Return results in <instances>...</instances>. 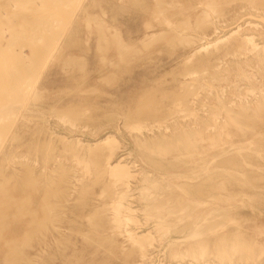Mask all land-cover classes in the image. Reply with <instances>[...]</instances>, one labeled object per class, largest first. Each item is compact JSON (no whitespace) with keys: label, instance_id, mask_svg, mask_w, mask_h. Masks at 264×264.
Returning <instances> with one entry per match:
<instances>
[{"label":"rangeland","instance_id":"374dc122","mask_svg":"<svg viewBox=\"0 0 264 264\" xmlns=\"http://www.w3.org/2000/svg\"><path fill=\"white\" fill-rule=\"evenodd\" d=\"M0 6V264H264V0Z\"/></svg>","mask_w":264,"mask_h":264},{"label":"bare ground","instance_id":"6f19581e","mask_svg":"<svg viewBox=\"0 0 264 264\" xmlns=\"http://www.w3.org/2000/svg\"><path fill=\"white\" fill-rule=\"evenodd\" d=\"M1 1V0H0ZM1 7V6H0ZM6 32V31H5ZM5 35L7 34V33H4ZM12 36H13V34H11ZM11 35H9V37L11 36ZM15 37V36H14ZM12 39H15V38H12ZM252 41V40H251ZM11 41L9 40V43H10ZM198 51V50H197ZM17 57L18 58H16L15 60H16V62H17V64L14 66V64L12 65V62L10 61V63H11V65L14 67V70H12V72H17L16 73V75H21V76H24V77H26L27 75L29 76V73H30V71H31V67L29 68L28 66H27V64H28V62H27V64H25L26 62L25 61H23V60H21V58L22 57H24V54L22 53V54H17ZM1 58V57H0ZM191 58V57H190ZM3 60V59H2ZM14 60V59H13ZM23 62H25V63H23ZM31 65V64H30ZM29 65V66H30ZM5 66V65H4ZM10 68V67H9ZM12 68V67H11ZM10 68V69H11ZM16 69V70H15ZM10 74H11V71H10ZM14 74V73H13ZM13 74H12V76H13ZM188 74V73H187ZM28 79V78H27ZM12 80V79H11ZM11 80H10V85L12 84L13 85V83H14V79L12 80V82L13 83H11ZM1 81H3V80H0V82ZM9 82V81H8ZM3 83H6V82H3ZM7 85H8V88H7V86L5 87L6 89V91L8 90L9 92L11 91V89H13L14 91L12 92L13 94H18L17 93V91H19L17 88H15V87H13V88H9V84L8 83H6ZM6 84H4L3 86H5ZM11 85V86H12ZM1 89V88H0ZM15 89H17V91H15ZM29 89V87L27 88V90ZM26 90V89H25ZM4 91V90H3ZM9 92H7V94H10L11 95V93H9ZM14 92H16V93H14ZM21 92V91H20ZM29 93V92H28ZM2 95V94H1ZM3 96H4V94H3ZM21 96V95H20ZM17 97H19V95H16V98ZM24 97V96H23ZM7 98H8V96H7ZM0 99H1V97H0ZM13 99V98H12ZM9 100H11V98L9 99ZM14 100V99H13ZM2 102H4V101H2ZM6 102H7V100H6ZM9 102H11V101H9ZM14 102V101H13ZM12 103V102H11ZM11 106H12V104H11ZM11 111V110H10ZM10 115V114H9ZM2 117V116H1ZM6 117V116H5ZM4 117V118H5ZM2 119V118H1ZM1 121V120H0ZM104 141H106V143H110L111 141H113V140H111V137L109 136V137H107L106 139H104ZM106 145V144H105ZM103 146V145H102ZM113 148V147H112ZM100 149V148H99ZM107 150V149H106ZM30 168V167H29ZM28 168V169H29ZM32 169V168H31ZM31 169H30V171H28V172H31ZM33 170V169H32ZM33 172V171H32ZM27 173V172H26ZM131 173V172H130ZM130 173H129V171H128V168H127V166H125V165H122L121 163H117L116 165H114L113 167H112V174L115 176V178L116 179H118L119 181H125L126 179H128L131 175H130ZM29 173H27V175H28ZM29 176V175H28ZM27 178H29V177H27ZM114 188V187H113ZM120 204V203H119ZM119 204H118V206H119ZM122 206V205H121ZM121 206H119V207H121ZM124 206V205H123ZM116 207V206H115ZM118 207V208H119ZM25 211V210H24ZM26 213H27V211H26ZM119 213V212H118ZM36 214V213H35ZM47 217V216H46ZM45 219V216H44V218L43 219H41V221H43ZM39 220V219H38ZM126 220V219H125ZM40 221V222H41ZM131 221V220H130ZM44 222V221H43ZM112 222V221H111ZM39 223V222H38ZM37 225V224H36ZM44 226V225H43ZM31 230V229H30ZM149 238H150V234L149 233H147V234H143V235H139V236H135L134 237V239H135V241L137 242V243H140L139 245H141V247L143 248V247H145V242H148L149 241ZM152 241V240H151Z\"/></svg>","mask_w":264,"mask_h":264}]
</instances>
